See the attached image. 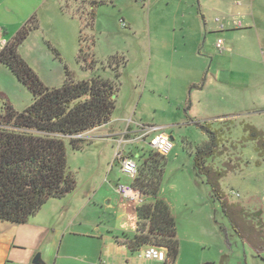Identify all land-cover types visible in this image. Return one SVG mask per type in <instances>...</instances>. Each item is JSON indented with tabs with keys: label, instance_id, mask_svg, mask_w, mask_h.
I'll use <instances>...</instances> for the list:
<instances>
[{
	"label": "rangeland",
	"instance_id": "1",
	"mask_svg": "<svg viewBox=\"0 0 264 264\" xmlns=\"http://www.w3.org/2000/svg\"><path fill=\"white\" fill-rule=\"evenodd\" d=\"M89 1L102 2L96 8L94 29L85 31V36L94 34L96 39L93 70L84 69L78 60L81 27L68 17V12L85 17L88 1L0 0V26L8 39L36 17L39 28L31 31L19 51L47 86L61 87L67 67L75 81L100 75L118 89L109 124L84 133L81 149L66 139L75 191L44 207L51 214L65 210L67 217L77 216L82 222L75 230L84 236L72 247L79 251L98 253L105 241L110 246L117 236L132 237L134 226L137 230L136 206L128 207L116 190L131 179L116 156L132 154L139 163L153 150L155 134L172 136L174 147L166 155L158 198L176 221L180 252L175 264H264V254L259 257L235 232L192 153L196 144L208 139L197 121L220 130L222 152L207 163L219 169L237 166L221 179V188L229 202L250 215L261 211L264 224V156L257 153L255 142H243L245 123L264 131V0ZM62 3L67 15L60 12ZM216 28L220 30L211 32ZM219 39L224 51L217 47ZM217 71L223 82L204 79ZM0 92L18 111L33 103L31 92L4 64ZM188 99L192 120L187 118ZM129 126L131 132L124 139L132 140L120 142ZM148 126L158 130L138 138ZM247 218V225L262 227L257 219Z\"/></svg>",
	"mask_w": 264,
	"mask_h": 264
},
{
	"label": "trees",
	"instance_id": "2",
	"mask_svg": "<svg viewBox=\"0 0 264 264\" xmlns=\"http://www.w3.org/2000/svg\"><path fill=\"white\" fill-rule=\"evenodd\" d=\"M89 3L85 17L78 16L81 22L78 60L84 69L93 70L96 59L92 47L96 39L94 34L85 36V31L94 29L96 8L102 2ZM38 28L37 19L32 16L0 48V64L8 66L33 96V103L18 111L0 92V100L4 102V111L0 112V220L17 224L26 223L49 200L64 198L75 191L77 181L68 165L66 139L74 149H81L86 140L82 137L84 133L109 124L118 91L114 82L100 75L75 81L67 67L61 87L47 86L19 51L31 31ZM48 45L60 57L57 49ZM190 102L188 99L186 110L187 118L192 120L188 115ZM195 124L208 137L192 150L198 172L205 176L212 196L221 204L235 232L262 257L264 224L260 223L261 211L250 215L240 205L229 202L221 188V179L237 166L219 169L207 163L209 158L222 152L221 131L213 129L208 122ZM244 130L243 142H255L257 153L264 156V131L248 123L244 124ZM165 164L166 155L155 149L141 158L133 188L148 201L136 206L137 230L123 244L132 252L149 245L163 247L167 250L164 264H175L180 252L176 221L169 206L158 198ZM247 217L257 219L262 227L247 225Z\"/></svg>",
	"mask_w": 264,
	"mask_h": 264
},
{
	"label": "crops",
	"instance_id": "3",
	"mask_svg": "<svg viewBox=\"0 0 264 264\" xmlns=\"http://www.w3.org/2000/svg\"><path fill=\"white\" fill-rule=\"evenodd\" d=\"M60 9L61 13L66 12L63 3ZM68 17L77 19L81 27L77 15L68 12ZM218 30L220 28L211 29V32ZM6 33L5 29L0 26V48L3 47L2 42L8 40ZM209 77H215L216 80L223 82L219 71L207 73L205 77L207 82ZM192 85L198 87V84L193 83ZM130 132L131 126L121 133L119 141H124V136L129 135ZM127 205L129 207L131 203L127 201ZM44 206L24 224L0 220V264H160L156 261L141 259L139 251L132 252L126 244H123L124 240H121L120 236H117L110 246L109 242L103 239L104 246L98 253L95 249L83 251L74 249L72 247L81 242L78 238L84 236L75 230V227L82 222L77 221V216L67 217L65 210H58L51 214ZM132 206L135 208V205ZM135 228L134 226V233ZM111 253L114 256H111ZM35 260L37 263H34Z\"/></svg>",
	"mask_w": 264,
	"mask_h": 264
},
{
	"label": "built area",
	"instance_id": "4",
	"mask_svg": "<svg viewBox=\"0 0 264 264\" xmlns=\"http://www.w3.org/2000/svg\"><path fill=\"white\" fill-rule=\"evenodd\" d=\"M145 1V0H141ZM223 28V26L221 27ZM7 41L2 42V46L6 44ZM223 40L219 39L217 42V47L224 51ZM158 127L151 126L147 127L143 130V132L138 136V138L148 137L150 134L156 132ZM132 139H124L122 142H130ZM151 145L153 149L160 152L163 155H167L170 153L172 148L174 147V142L171 137H168L164 134H155L151 138ZM116 159L120 162L122 172L131 179L130 183H121L117 186V192L122 196L123 199H126L132 205L138 206L145 202L143 196L140 193H137L133 188V180L137 177L139 172V163L134 158L132 154L125 155L119 153L116 156ZM239 196V193L236 194ZM139 257L143 260L147 261H156L160 264H164L167 257V250L163 247H159L156 245H149L145 248L139 250Z\"/></svg>",
	"mask_w": 264,
	"mask_h": 264
},
{
	"label": "water",
	"instance_id": "5",
	"mask_svg": "<svg viewBox=\"0 0 264 264\" xmlns=\"http://www.w3.org/2000/svg\"><path fill=\"white\" fill-rule=\"evenodd\" d=\"M171 139L174 140V138L172 136H171ZM34 263H37V260H35Z\"/></svg>",
	"mask_w": 264,
	"mask_h": 264
}]
</instances>
